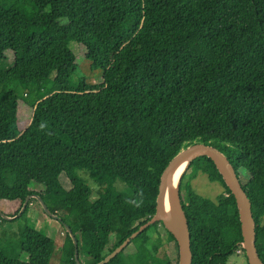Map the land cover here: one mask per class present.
Here are the masks:
<instances>
[{"label": "trees", "instance_id": "obj_1", "mask_svg": "<svg viewBox=\"0 0 264 264\" xmlns=\"http://www.w3.org/2000/svg\"><path fill=\"white\" fill-rule=\"evenodd\" d=\"M71 42L101 82L71 81ZM22 89L36 94L23 131ZM198 142L236 168L264 261V0H0V200L19 206L12 220L0 209V264L52 262L56 243L27 215L30 201L19 214L29 195L72 228L84 264L101 262L119 227L142 219L121 243L156 213L164 169ZM69 171L86 172L102 192L70 195ZM200 171L223 186L217 199L193 189ZM179 194L191 264H228L243 241L240 215L210 157L189 163ZM9 221L21 223L19 251L1 238ZM159 223L105 264H178L162 247L178 241L168 229L163 241ZM62 250L77 264L69 232Z\"/></svg>", "mask_w": 264, "mask_h": 264}, {"label": "rangeland", "instance_id": "obj_2", "mask_svg": "<svg viewBox=\"0 0 264 264\" xmlns=\"http://www.w3.org/2000/svg\"><path fill=\"white\" fill-rule=\"evenodd\" d=\"M9 57L11 59L10 61H12L13 54L11 52L9 53ZM67 61L74 71L73 77L71 79L73 83H77L80 80L93 81L96 83L101 82V72L99 70L93 69L92 64L84 59L82 51L76 42L70 43V51L67 54ZM19 93L22 99L19 102L18 123L20 130L23 131L28 127L31 121V103L35 101L36 94L34 93V91L26 94L23 89L20 90ZM68 176L71 180L68 190V193L70 195L83 196L85 194L86 188L89 187L92 191V198H95L103 190V186L97 184L84 171H69ZM186 180L187 178L185 179V182ZM64 184H67V179H63L62 186H64ZM191 184L196 192L213 200L217 199V197L224 192V188L220 183L210 181L207 174L201 171L191 180ZM115 185L118 190H124L125 188V183L121 180H118ZM61 188L62 187H60V189ZM29 201L30 206L27 215L34 220L37 228L42 229L56 243V249L52 257L51 264H71L65 261V256L62 250V247L66 242V235L68 230L66 229V227L64 228L63 224L59 220L49 216L43 210L41 203L35 197H31ZM18 207L19 206L17 204V201L12 202L7 200H0L1 211L9 216H13V218L15 217L14 213L18 210ZM60 212L62 211H59L58 213ZM141 220V218H136L131 223L119 227V229L117 230L118 233L124 235L128 230L136 226ZM157 229L162 236V240L165 241L168 236L167 229L161 223L158 224ZM20 231V222H5L2 224L1 238L9 246L19 251L17 238L20 234ZM118 233H115V235L113 234L110 237L109 244L114 242L115 236H117ZM162 247L165 248V251L168 252L174 263H176L177 257H179V248L176 247L175 242H168L165 244L163 243ZM133 248V246L127 247L125 249L126 253L132 252ZM79 257L84 263L89 262V259L83 250L80 252ZM228 264H249L242 245L230 256Z\"/></svg>", "mask_w": 264, "mask_h": 264}, {"label": "water", "instance_id": "obj_3", "mask_svg": "<svg viewBox=\"0 0 264 264\" xmlns=\"http://www.w3.org/2000/svg\"><path fill=\"white\" fill-rule=\"evenodd\" d=\"M202 155L210 157L216 164L220 173L230 188L232 194L235 196L237 207L240 215L241 229L243 235L242 245L245 250L249 264H264L258 247H257V232H256V221L252 211V204L246 191L244 190L240 178L237 174V170L234 165L230 162L228 157L218 148L213 145L206 144L204 142H198L191 144L185 148H182L169 162L167 167L164 169L159 186V193L156 199V213L145 223H143L136 231H134L130 237L126 239L118 248L112 251L104 260L97 264H105L119 252H121L129 242L141 233L147 226L156 222L162 221L165 227L175 236L179 245V262L178 264H191L192 263V251H191V233L189 228V221L181 202L179 187L181 178L178 182V201H177V219L176 222H172L168 219L165 213V199L168 191L169 180L174 171L183 163H187L185 170L189 163ZM184 170V172H185ZM183 172V173H184ZM182 177V176H181ZM35 197L42 205L44 211L51 217L62 221L61 216L53 213L45 201L37 195H29L20 210L19 214L23 212L29 199ZM2 216L6 219H12L13 216H9L1 212ZM18 214V215H19ZM63 225L66 227L71 237L73 238L75 245V259L77 264H82L79 259V247L78 240L72 231V228L64 221Z\"/></svg>", "mask_w": 264, "mask_h": 264}, {"label": "bare ground", "instance_id": "obj_4", "mask_svg": "<svg viewBox=\"0 0 264 264\" xmlns=\"http://www.w3.org/2000/svg\"><path fill=\"white\" fill-rule=\"evenodd\" d=\"M187 163L181 164L171 175L168 191L165 199V213L169 220L176 222L177 219V201H178V182L183 175Z\"/></svg>", "mask_w": 264, "mask_h": 264}, {"label": "flooded vegetation", "instance_id": "obj_5", "mask_svg": "<svg viewBox=\"0 0 264 264\" xmlns=\"http://www.w3.org/2000/svg\"><path fill=\"white\" fill-rule=\"evenodd\" d=\"M161 224H163V226L165 227V225H164V223H163L162 221H161ZM140 226H141V225H140ZM165 228H166V227H165ZM166 229H167V228H166ZM127 232H128V231H127ZM115 233H118V231L114 232L113 234L115 235ZM113 234H112V235H113ZM131 234H132V233H131ZM131 234H130L128 237H130ZM112 235H111V236H112ZM120 235H121V234L118 233L117 236H115V239H114V242H113V243H110V244H109V240H108V242L106 243L105 247H106V252L108 253L107 256L112 252V251L109 252V250H110L111 247H116V248H118V247H119L123 242H125L126 239L128 238V237H127L123 242L119 243V238H120L119 236H120ZM76 239H77V237H76ZM133 239H134V238H133ZM133 239H132V240H133ZM132 240L129 242V244H128L126 247H130V246H133V247H134V245H133V243H132ZM78 247H79V243H78ZM126 247H125V248H126ZM116 248H115V249H116ZM125 248H124V249H125ZM115 249H114V250H115ZM114 250H113V251H114ZM107 256H106V257H107ZM106 257H105V258H106ZM105 258H104V259H105ZM79 259H80V257H79ZM104 259H103V260H104ZM80 261H81L82 264H84L83 261H82L81 259H80Z\"/></svg>", "mask_w": 264, "mask_h": 264}, {"label": "built area", "instance_id": "obj_6", "mask_svg": "<svg viewBox=\"0 0 264 264\" xmlns=\"http://www.w3.org/2000/svg\"><path fill=\"white\" fill-rule=\"evenodd\" d=\"M242 247H243V245H242Z\"/></svg>", "mask_w": 264, "mask_h": 264}, {"label": "clouds", "instance_id": "obj_7", "mask_svg": "<svg viewBox=\"0 0 264 264\" xmlns=\"http://www.w3.org/2000/svg\"><path fill=\"white\" fill-rule=\"evenodd\" d=\"M42 127H43V125H42Z\"/></svg>", "mask_w": 264, "mask_h": 264}]
</instances>
